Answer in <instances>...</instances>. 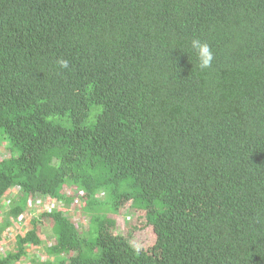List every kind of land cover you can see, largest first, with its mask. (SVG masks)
<instances>
[{
	"label": "trees",
	"instance_id": "trees-1",
	"mask_svg": "<svg viewBox=\"0 0 264 264\" xmlns=\"http://www.w3.org/2000/svg\"><path fill=\"white\" fill-rule=\"evenodd\" d=\"M2 142L0 240L55 203L40 264H264V0H0ZM77 197L144 212L170 251L143 256L106 216L80 232ZM39 222L0 264L42 243Z\"/></svg>",
	"mask_w": 264,
	"mask_h": 264
},
{
	"label": "rangeland",
	"instance_id": "rangeland-1",
	"mask_svg": "<svg viewBox=\"0 0 264 264\" xmlns=\"http://www.w3.org/2000/svg\"><path fill=\"white\" fill-rule=\"evenodd\" d=\"M6 143L2 142L0 143V159L4 158L6 155H8ZM69 187V186H68ZM67 191H73V193H77L78 197L80 196L81 192H78V188L75 185H72L69 188H66ZM76 198L74 200V203L77 204L76 209L77 211H72L71 213L68 211L70 210V207L67 205H62L61 208L63 210L68 211L69 217L76 222V225L80 232H85L89 228V224L92 220V216H101V217H108L109 220H111L114 223V230L118 233L124 234V236H133L132 242L133 244L138 247L141 251V254L144 255H150V254H160L163 255L167 251H170V248L168 245L165 247L162 245L161 242L157 240L156 230H154L153 227L146 225V220L144 217V212H133L130 209V204H124V208L122 210V213L117 215L114 213H108L105 214L102 211H97L95 213L90 214L86 213L84 210V207L80 204V202L85 205L83 201H81L79 198ZM34 204H36V207H41L40 211L53 208L54 204H50L49 202L43 203L40 199V197L33 200ZM32 205V204H31ZM43 205V206H41ZM35 205H33L34 207ZM39 211V212H40ZM53 221L46 222V226L43 228L41 227V230L43 231L46 240L49 241V244L53 241H56V232H53ZM28 229H25V232H27ZM20 236V235H19ZM43 239V237H42ZM48 245V243H46ZM33 250L30 251V253L36 252L39 256V258H46L45 249L38 246V244L30 245ZM29 246V247H30ZM42 246L46 247L45 244ZM35 250V251H34ZM14 251V250H13ZM73 255L77 256L78 251L73 252ZM50 259H53L51 256Z\"/></svg>",
	"mask_w": 264,
	"mask_h": 264
},
{
	"label": "crops",
	"instance_id": "crops-1",
	"mask_svg": "<svg viewBox=\"0 0 264 264\" xmlns=\"http://www.w3.org/2000/svg\"><path fill=\"white\" fill-rule=\"evenodd\" d=\"M17 193H19V191L12 190L8 196L11 197ZM33 205H35V206L33 207ZM41 206H43V205H41ZM40 210H41V207L37 208L36 204H34V202H33L32 206L28 207L27 210H25V212L19 218L13 220L11 227L4 230V232L2 234V239L0 240V255L6 254V253L11 252L13 250L15 251L19 235L25 234V229L26 230L32 229L33 222L35 220L38 219L40 221L39 224L41 222H43V224H42L43 228L46 226L47 221L50 222V220L42 221L39 218V215H40L39 213L42 212ZM3 215L5 216L3 211H0V226L3 225ZM40 235H41V238L43 237V239H42V243L39 244L38 246H40L42 249L44 248L46 251V247H44L42 245L45 244V246H47L46 243H48V245H49V241L46 240V237H45L42 230L40 232ZM52 243H50V244H52ZM27 250H28V252H27L26 256L23 259L15 262L14 264H40L43 261L47 260V256H46V258H39L38 257L39 255L36 252L30 253V251L33 250L32 247H29ZM45 254H46V252H45Z\"/></svg>",
	"mask_w": 264,
	"mask_h": 264
},
{
	"label": "clouds",
	"instance_id": "clouds-1",
	"mask_svg": "<svg viewBox=\"0 0 264 264\" xmlns=\"http://www.w3.org/2000/svg\"><path fill=\"white\" fill-rule=\"evenodd\" d=\"M191 48L196 53L199 60L198 67L203 70L210 68L214 60V53L211 46L206 41H201L200 39H193L191 41ZM58 65L63 69L69 68V61L66 59H59L57 61Z\"/></svg>",
	"mask_w": 264,
	"mask_h": 264
}]
</instances>
